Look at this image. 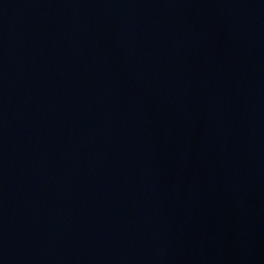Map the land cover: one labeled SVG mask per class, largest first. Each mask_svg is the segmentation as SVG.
Listing matches in <instances>:
<instances>
[{
  "label": "water",
  "instance_id": "obj_1",
  "mask_svg": "<svg viewBox=\"0 0 264 264\" xmlns=\"http://www.w3.org/2000/svg\"><path fill=\"white\" fill-rule=\"evenodd\" d=\"M0 264H264V199L0 121Z\"/></svg>",
  "mask_w": 264,
  "mask_h": 264
}]
</instances>
